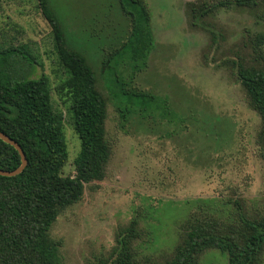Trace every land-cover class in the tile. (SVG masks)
<instances>
[{
  "label": "rangeland",
  "instance_id": "1",
  "mask_svg": "<svg viewBox=\"0 0 264 264\" xmlns=\"http://www.w3.org/2000/svg\"><path fill=\"white\" fill-rule=\"evenodd\" d=\"M236 1L144 0L152 49L144 67L132 71L110 56L128 35L130 5L48 0L66 47L86 59L107 98L111 150L104 180L85 186L80 201L62 211L48 232L60 264L109 262L119 231L131 222L139 232L132 244L135 261L153 264L171 254L189 220L233 226L264 216L261 121L233 66L240 57L264 67V0L248 6ZM201 11L208 14L192 18ZM18 46L35 57L31 78L48 77L68 152L62 175L74 176L80 140L70 100L60 89L66 75L37 0H0V49ZM108 65L120 71L127 89L161 99L172 116L133 108L122 122L104 84V74L112 77ZM259 258L264 264V247ZM197 264H228V256L208 248Z\"/></svg>",
  "mask_w": 264,
  "mask_h": 264
},
{
  "label": "trees",
  "instance_id": "2",
  "mask_svg": "<svg viewBox=\"0 0 264 264\" xmlns=\"http://www.w3.org/2000/svg\"><path fill=\"white\" fill-rule=\"evenodd\" d=\"M121 1L131 7L127 11L129 32L110 56H116V65H128L132 71H139L152 49L149 13L144 0ZM237 1L240 5H254V0ZM37 5L51 27L56 53L66 75L60 89L71 103L80 152L74 163L75 175L63 176L68 152L62 115L51 104L48 77L43 74L31 78L37 62L26 47L0 49V132L15 141L27 159L21 174L0 176V264H60L48 232L62 211L80 201L85 186L104 180L111 155L105 131L107 98L97 86V77L82 55L66 47L64 32L48 10V0H37ZM207 14L201 11L199 15L192 14V18L202 19ZM237 59L233 62L237 78L261 121L258 145L264 156V67ZM107 68L112 77L108 79L104 74V84L122 122L133 108L138 113L172 116L161 99L127 89L120 71L114 72L109 65ZM20 164L18 152L0 140V170L12 171ZM236 223L226 226L212 218L189 220L182 226L171 254L153 264H197L208 248L227 254L228 264H260L264 216L251 222L241 218ZM138 236L136 222L122 228L113 256L105 264H138L132 249Z\"/></svg>",
  "mask_w": 264,
  "mask_h": 264
},
{
  "label": "water",
  "instance_id": "3",
  "mask_svg": "<svg viewBox=\"0 0 264 264\" xmlns=\"http://www.w3.org/2000/svg\"><path fill=\"white\" fill-rule=\"evenodd\" d=\"M0 140L6 144L12 146L18 152V154L21 158V164L18 168H16L15 170H12V171L0 170V176H2V177H14V176L21 174L23 172V170L25 169V167L27 166V159H26L24 152L22 151L20 146L15 141L10 139L8 136L3 134L2 132H0Z\"/></svg>",
  "mask_w": 264,
  "mask_h": 264
}]
</instances>
